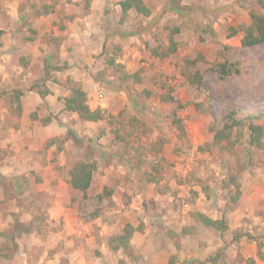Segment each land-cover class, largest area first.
<instances>
[{"label": "rangeland", "instance_id": "374dc122", "mask_svg": "<svg viewBox=\"0 0 264 264\" xmlns=\"http://www.w3.org/2000/svg\"><path fill=\"white\" fill-rule=\"evenodd\" d=\"M147 1L156 12V24L151 28L147 26L148 31L138 35L141 38L139 54L128 71L125 68L118 71L113 62L102 54L95 56V60L102 59L105 65L112 67L106 73L103 68L98 69V65L97 72L93 73L95 79L104 81L107 78L105 82L119 83L121 99L116 100L115 115L104 112L102 124L100 121L84 129L92 132L86 133L93 147L91 153H87L89 148L79 145V150L90 155L78 161L96 162L93 181L86 196L67 188L61 196L58 195L59 199L63 200L62 204L70 202L68 205L76 210L75 216L90 223L109 211L110 204H116L114 195L118 196L115 190L119 182L136 180L137 192H140L141 184L155 183L162 188H158L157 194L151 193L159 196L157 201L161 204H174L169 219L184 224L183 235L198 234L206 241L209 238L214 240L212 244H220L219 248L207 253L211 257L207 255L201 264H264V148L256 149L248 144L246 127L232 129L219 142L213 139L214 132L222 128L223 119L230 110H236V119L257 116L253 122L264 129V43L246 48L241 45L243 28L251 21L250 13L264 17V10L259 0H233L223 6L219 0ZM233 29H237L234 30L236 35L231 37ZM170 34L177 43L176 51L162 57L167 52ZM3 35H0V41ZM22 36L21 32L12 34L11 39L17 43L22 41ZM24 51L20 49L15 54L4 50L0 54V67L6 69V64L14 69L28 66L29 58L23 55ZM111 53L119 55L117 50ZM2 57L5 62L1 61ZM225 58L239 64L241 74L220 81L211 68ZM185 59L198 60L195 70L201 76V86L188 82L189 75L182 65ZM35 62L30 72L43 75L40 60L37 58ZM97 94L102 93L98 91ZM154 125L157 127L154 128ZM103 135L121 142L116 147L119 161L112 155L108 159L104 156L106 151H103L104 145L100 142ZM67 137L74 135L68 134ZM80 139L76 142L82 141ZM262 140L264 143V135ZM54 141L59 142V138L47 142V147ZM4 151L0 150V155ZM137 156L146 157V160L142 165L133 166ZM78 161L64 163L66 173ZM113 163L120 165V171L130 172L140 179H131L128 173L112 172L109 185H103L106 174L101 166ZM143 169L146 170L145 177L141 178ZM32 172L29 176L20 175L17 178L0 176V193L3 194V197L0 195V204H10L13 210L1 213L3 224L8 219L6 230L24 229L20 219L31 216L35 227L37 223L42 227L48 226L45 219L49 216V209L59 203L61 205V202L53 204L55 194L40 191L43 188L41 177ZM104 188L111 190L112 195L100 202L96 196ZM236 192H239L238 196ZM94 210L98 211L95 217L91 214ZM197 214L222 220L226 228L218 231L204 226ZM135 225L137 230L143 229L138 222ZM26 228H32V222ZM164 228L163 231L171 236L180 235L169 226ZM248 245L249 250L246 249ZM125 253L131 263L140 259L131 248Z\"/></svg>", "mask_w": 264, "mask_h": 264}, {"label": "crops", "instance_id": "0c3cea01", "mask_svg": "<svg viewBox=\"0 0 264 264\" xmlns=\"http://www.w3.org/2000/svg\"><path fill=\"white\" fill-rule=\"evenodd\" d=\"M121 1L0 0V31L4 33L0 54L4 50L17 54L24 49L23 55L29 58L28 66L14 69L6 64V69L0 67V92H5L0 94V150H5L0 155V176L17 178L29 176L33 171L41 177L43 188L40 191L55 194L53 204L61 202V205L49 209V216L45 219L48 226L45 227L37 222L35 227L31 216L20 219L24 229L6 230L8 219L6 224L0 220V264H201L209 256L207 253L220 247L219 243L212 244L214 240L209 238L206 241L198 234L183 235L184 224L169 219L174 204H161L157 201L159 196L151 193L157 194L158 188H162L155 183L141 184L140 192H137L136 180L119 182L115 190L118 196L114 195L116 204H110L109 211L90 223L75 216L76 210L68 205L70 202L62 204L63 200L59 199L58 195L70 188L66 181L67 167L63 165L85 160V155H90L87 153H91L93 144L84 129L97 123L81 121L76 113L64 111V98L71 94L73 87H79L86 93L91 110L100 109L107 115H115L116 100L122 95L120 84L105 82L107 78L104 81L95 79L93 73L100 67L106 73L112 68L109 65L108 68L102 59L95 60V56L102 54L113 62L114 67L121 66L128 71L139 54L141 38L138 35L147 32V26L151 28L156 24V12L147 0H143L150 10L147 17L133 9L123 16L119 6ZM232 1L218 2L223 6ZM20 32L23 33L22 41L16 43L11 39L12 34ZM113 50L119 51V55L113 56ZM37 58L43 75L30 72ZM1 59L6 61L3 57ZM20 60L23 62L24 59ZM98 91L102 93L99 94L101 97ZM68 134L74 137L69 138ZM56 138L59 142L54 141L47 147V142ZM77 139L82 141L76 142ZM100 142L106 151L104 156L108 159L112 155L119 161L116 147L121 142L104 135ZM79 145L89 148L88 152L79 150ZM135 158L133 166L142 165L146 160L143 156ZM101 169L106 174L103 185H109L112 172L128 173L131 179H140L135 174L120 171V165L116 163L103 164ZM145 171L143 169L140 173L141 178L145 177ZM94 174L95 171L93 177ZM11 209L10 204H0V216L3 211L7 213ZM208 219L216 221L211 216ZM31 222L32 228H26ZM137 222L143 226L142 230L136 229ZM127 224L135 229L129 249L140 258L137 263H131L125 250L113 251L109 245L111 238L120 235ZM164 226L180 235L171 236L163 231ZM13 243L16 249L9 254L7 248ZM249 248L248 245L246 249Z\"/></svg>", "mask_w": 264, "mask_h": 264}, {"label": "trees", "instance_id": "16d2710c", "mask_svg": "<svg viewBox=\"0 0 264 264\" xmlns=\"http://www.w3.org/2000/svg\"><path fill=\"white\" fill-rule=\"evenodd\" d=\"M261 8L264 10V0H259ZM122 15L125 16L127 12L131 9L135 10L137 13L147 17L150 15V10L145 6L143 0H123L119 2ZM251 23L243 28L244 35L242 36L241 45L242 47H252L264 43V17L261 14L250 13ZM176 30L175 32H177ZM235 31H232L234 34ZM2 32L0 31V35ZM2 45L0 41V46ZM177 43L174 41L172 34L169 36V46L167 52L162 55V57H167L169 54H172L176 51ZM198 60H188L185 59L182 61L183 67L187 70L189 83L191 85H202V80L199 72L195 70V64ZM116 69L119 71L121 66H117ZM217 74V77L220 81H224L230 76L240 75V65L237 63H231L226 58L222 63H218L216 67L211 68ZM171 99V98H170ZM64 111L76 113L79 118L87 122H98L104 119V112L100 109L91 110L87 104L86 93L79 87H73L71 89V94L64 98ZM236 110H230L223 119V126L220 130L214 132L213 139L215 142H219L227 137V133L234 128L246 127L248 131V144L256 149H263V135L264 129L260 124L253 122L257 116L248 115L243 119H236ZM119 137H117L118 139ZM96 170V162H85L78 161L72 168L69 170L66 181L69 184V189L77 191L86 196L87 191L90 188L93 172ZM112 191L104 188L103 192L96 196L98 201H102L104 198H110ZM239 195V192H236V196ZM236 200V198L234 199ZM92 216L98 214L97 210H94ZM197 217L200 219L204 226H210L214 229L221 231L225 229V224L220 221H212L207 217H204L201 214H197ZM134 228L127 224L123 232L120 235L114 236L109 241L111 249H123L128 250L130 239L133 236ZM11 252L16 249L15 244L8 248Z\"/></svg>", "mask_w": 264, "mask_h": 264}]
</instances>
